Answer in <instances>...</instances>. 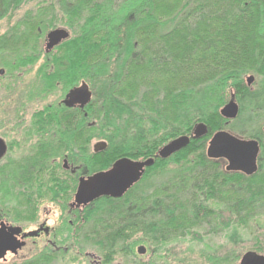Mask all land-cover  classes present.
<instances>
[{"label":"trees","instance_id":"16d2710c","mask_svg":"<svg viewBox=\"0 0 264 264\" xmlns=\"http://www.w3.org/2000/svg\"><path fill=\"white\" fill-rule=\"evenodd\" d=\"M33 2L0 0V21L15 19L0 35V67L26 69L42 57L38 97L82 80L92 99L86 116L56 104L33 115L26 133L38 131L40 139L33 154L23 157L19 205L33 206L35 195L59 199L74 189L73 178L50 162L49 150L55 158H71L84 133L87 154L71 163L81 166L82 175H94L122 157L148 159L204 123L206 136L190 140L169 160L157 159L124 198L95 202L77 219L80 226H65L67 236L80 247L86 240L94 243L107 264L138 235L159 246L191 233L198 223L211 225L216 214L207 202L224 204L239 226L264 216V0H43L35 4V16L23 9ZM22 11L25 16L17 18ZM58 25L69 38L45 53L42 35ZM249 76L256 78L250 87ZM231 100L239 111L227 122L219 110ZM228 126L259 144L251 176L227 172L224 161L205 155L210 137ZM95 139L107 144L105 151L91 150ZM174 159L178 167L164 169ZM56 256L41 248L19 264H49Z\"/></svg>","mask_w":264,"mask_h":264},{"label":"rangeland","instance_id":"374dc122","mask_svg":"<svg viewBox=\"0 0 264 264\" xmlns=\"http://www.w3.org/2000/svg\"><path fill=\"white\" fill-rule=\"evenodd\" d=\"M42 1L43 0H35V3L29 4L23 9L33 11L32 15L35 16V14H33H37L35 4L41 3ZM42 6L45 5L42 4ZM22 16H25L23 11L18 14L17 18ZM14 20L15 19L11 21H0V35L13 24ZM58 28L65 29L63 26L58 25L47 30L42 35L40 42L42 51H44L45 35L49 31ZM43 62V58L41 57L33 66L27 67L24 70L21 69L19 72H14V74L6 67H0V70L3 69L5 72L4 78H0V137L6 136L11 144H13V141H16L18 135H16V133L12 134L11 131L7 130H11L13 126L17 125V133L26 132L33 112L49 104L57 103L64 97L65 90H59L60 88L51 91L52 94L48 96L42 98L36 97V73L38 67L42 65ZM12 75H17L18 79L11 80L10 76ZM254 79L256 80V78ZM77 85H79V83ZM5 86L7 88H5ZM4 88L7 89V91ZM31 94H33V97H29ZM6 95L9 100L7 102L8 106L6 101H4V99H7ZM28 98H30V100H28ZM222 130L238 137L230 126L219 131ZM191 133L192 130L185 136H189ZM84 139H86L85 136ZM99 141L101 140H92L90 147ZM82 143H84V140ZM14 149L15 148H12L11 153H9L8 158L4 162H0V210H4V214H6L9 220L15 218L17 221V223H15L16 226L23 227L26 231L34 230L39 223L46 221V227L52 230L50 239L56 237L58 245L67 248V252L56 256L49 264H98L99 262L105 264L103 258L104 253H102L94 243L88 240L83 242L84 240H82L83 245L80 247L67 236L68 228L65 226L68 225L72 227V225L68 223L72 217L66 215L64 209L56 207V203H50L49 199L45 198L41 200L40 206L35 208V213H33V209L29 208L28 205H19L17 202L20 198L18 197V193L20 192L21 194L23 192L20 191L21 188L9 190L13 185L10 183H14L16 177L5 164L8 160L16 162L15 158L19 152L18 149H16V151ZM56 156L50 154V157ZM175 160L177 161L178 159L172 160L164 169L167 171L176 169L178 165ZM59 164L61 166V161H59ZM159 168L160 167H155L154 169L157 170ZM154 169H152V171ZM12 175L15 178H13ZM23 191H25V188ZM230 198L234 199V196ZM204 206L213 210L216 214L211 225L198 223L191 228V233H185L183 236L159 246L152 245L148 240L138 235L133 237L126 246L124 245L123 247L117 248L109 258V263L107 264H209L208 258H222L225 256L229 258L228 264H239L242 256L248 252L264 256V252H262L264 250L263 215H254V217H251V219L247 221V225L239 226L234 220V217L224 208V204L221 202H207L204 203ZM245 218L246 216L243 217V220ZM44 243V239L37 241L35 244L31 240H27L26 246L20 250L17 255L13 256L8 254L6 260L1 261L0 264H19L26 261L34 257V255L44 247ZM256 244H259L261 249L256 247ZM140 248L144 250L142 254L138 253Z\"/></svg>","mask_w":264,"mask_h":264},{"label":"water","instance_id":"95a60500","mask_svg":"<svg viewBox=\"0 0 264 264\" xmlns=\"http://www.w3.org/2000/svg\"><path fill=\"white\" fill-rule=\"evenodd\" d=\"M68 38L69 32L66 29L58 28L49 31L45 35L44 52H51ZM253 81V76L247 77L246 85L250 87ZM90 101L91 92L87 85L82 84L68 92L63 105L68 108L79 105L83 108ZM238 111V104L231 100L220 108L219 115L222 119L230 122L237 117ZM207 133V126L204 123H198L194 125L191 135H183L171 140L157 151L156 157L160 160H166L186 148L190 140H198L206 136ZM106 147L105 142L99 141L93 145V152L96 154L103 152ZM5 151V145L0 139V159L5 155ZM258 153L259 144L256 140L238 138L223 130L210 137L205 150L208 159L225 162V171L242 173L245 176H251L257 171ZM153 163V159L142 162L122 159L116 161L107 171L94 174L86 179H80L73 205L83 207L101 197H122L134 183L139 181L144 169L151 167ZM21 231L20 227L0 225V262L6 260L7 254L16 255L24 246V242L16 238ZM35 234L37 232L23 234L22 238L31 237ZM143 252L142 248L138 250L139 254ZM239 264H264V256L248 252L242 256Z\"/></svg>","mask_w":264,"mask_h":264},{"label":"flooded vegetation","instance_id":"af4514ba","mask_svg":"<svg viewBox=\"0 0 264 264\" xmlns=\"http://www.w3.org/2000/svg\"><path fill=\"white\" fill-rule=\"evenodd\" d=\"M54 50V49H53ZM52 50V51H53ZM36 63V62H35ZM44 63V62H43ZM42 63V64H43ZM19 70H21V69H16V70H13L12 72L14 73V72H19ZM24 70V69H23ZM0 71H2V72H0V78L1 79H3L4 78V76H5V72H4V70L2 69V70H0ZM17 78V75H12V76H10V79L11 80H13V79H16ZM18 79V78H17ZM37 81H39V78L37 77ZM36 81V82H37ZM82 84H85V85H87L88 86V84L85 82V81H80L79 82V85H76V86H73V87H71V88H68V89H66L65 91H64V89H63V87L62 86H60V85H57V86H55L51 91H55V90H57V88H60L59 90H63L64 91V97L59 101V102H55V103H52V104H56V105H58V106H61V107H63V108H65V109H70V110H75V111H80V112H82L83 113V115L84 116H86V113H85V109H86V107L89 105V103L86 105V106H84L83 108H81L79 105H76V106H73V107H70V108H68V107H66V106H64L63 105V101H64V99H65V97H66V95L68 94V92L70 91V90H72V89H74V88H77V87H80ZM0 88H1V84H0ZM5 88H7L6 86H5ZM4 88V89H5ZM35 88H37V85H35ZM88 88H89V90H90V87L88 86ZM6 91H7V89H5ZM36 90V89H35ZM49 92V93H47V94H45L43 97H45V96H48V95H50V94H52V92ZM60 92V91H59ZM91 92V91H90ZM36 97H38V96H36ZM6 98L7 99H4V101H6V104H7V106H8V97H7V95H6ZM42 98V97H41ZM32 99V98H31ZM91 99H92V96H91ZM28 100H30V98H28ZM52 104H49V105H52ZM48 105V106H49ZM41 110V109H40ZM40 110H38V111H40ZM38 111H35V112H33L32 114H31V119H32V117H33V115L36 113V112H38ZM31 119H30V121H31ZM30 125V124H29ZM5 126H7V125H5ZM16 126V127H15ZM15 126H13V129H11V130H7V131H11V133L12 134H15L16 133V135H18L17 136V138H16V141H13V144H11V143H9V141L7 140V138H6V136H2V137H0V139L3 141V143H4V145H5V148H6V151H5V155L0 159V162L1 161H5L7 158H8V156H9V153H11V151H12V148H15L14 150L16 151V149H18V155L16 156V162H11V161H6V166H7V168L8 169H11V173H14L15 174V177H16V179L14 180V183H10V184H13L12 185V187H10L9 188V190H12V189H14V190H16V189H18V188H21L20 189V191H22V192H24L23 191V189H24V186H23V184H24V182H23V176H22V172H23V169H24V155L25 154H33V146H38L37 144H39V139H40V132H35V130L33 131V133H31V134H29L28 135V132L26 133V132H24L23 131V133L21 132H19V133H17L18 131H17V125H15ZM89 126H90V124H89ZM86 127H88V123H86ZM15 129V130H14ZM50 132H46L45 133V135H44V137H48L50 134H49ZM8 135V134H7ZM28 135V136H27ZM87 136V134L86 133H84V136ZM83 145H81V148L79 149V148H77L76 149V151H75V155L74 156H72L71 158L70 157H67L66 155L65 156H63V157H60V158H55V157H51L50 158V162L55 166L56 164H59V161H61V168L63 169V171L64 172H66V173H68L73 179L71 180V183L73 184V186H74V189L73 190H71V191H69V190H66V194H61L60 195V197H59V199H55V200H49L50 201V203H56V207H60L61 209H64L65 211L64 212H66L65 214L66 215H69V216H71L72 217V219L68 222L70 225H72V229L74 230L76 227H78V226H80L81 224H79L78 222H77V219L78 218H80V216H81V218H82V214H83V212L85 211V210H87L90 206H92L95 202H97L98 200H100V199H118V200H120V199H122V198H124L125 197V195L141 180V179H143V178H146V177H148L149 176V173H148V169H150V168H152L153 166H154V164H155V161L157 160V159H159V158H157L156 157V154H157V152H156V154L155 155H152L151 157H149L148 159H153L154 160V163H153V165L151 166V167H148V168H145L144 169V173L142 174V176L140 177V179H139V181L138 182H136V183H134L126 192H125V194L122 196V197H120V198H110V197H101V198H99V199H97V200H95V201H93V202H91L90 204H88V205H86V206H83V207H76V206H74L73 205V202H74V195H75V192H76V190H77V186H78V183H79V180L80 179H82V178H84V179H86V178H88V177H90V176H92V175H82L81 174V172H80V167L81 166H74V165H72V163L71 162H73V161H81V156L82 155H80V154H84V153H86L87 154V150H88V143H87V140L86 139H84V143H82ZM91 150L93 151V146L91 147ZM54 151L55 150H49V153L50 154H52V153H54ZM105 151V150H104ZM85 154V155H86ZM175 155V154H174ZM174 155H172L170 158H168V159H166V160H169V159H171V158H173L174 157ZM73 158V159H72ZM122 159H128V160H130V161H132V162H142V161H145V160H147V159H145V160H135V159H131V158H128V157H122V158H119V159H117L116 161H118V160H122ZM116 161H114L106 170H104V171H107L108 169H110L111 168V166L116 162ZM165 161V160H164ZM60 165V164H59ZM103 172V171H102ZM12 177H13V175H12ZM15 177H13V178H15ZM32 201H33V206H29L28 205V207L29 208H32V209H34L35 210V208H38L39 206H40V202H41V199H40V197H39V195H35V196H33V199H32ZM33 213H35V212H33ZM37 213V212H36ZM81 220V219H80ZM82 221V220H81ZM15 223H17V222H14V220H9L8 219V217H6V214H2V213H0V225L1 224H3V225H5V226H11V227H19V226H16V224ZM73 223V224H72ZM80 223H82V222H80ZM21 229H22V231H21V233H20V235H18L16 238L18 239V240H20V241H22V242H24V246L20 249V250H22L25 246H26V241L27 240H31L32 242H34V244L37 242V241H39V240H42V239H44L45 240V243H44V247L43 248H49V249H51L56 255H60L61 253H65V252H67V248H64V247H62V246H59L58 245V243H57V239H56V237H53V238H51L50 239V235L52 234V230H50L49 228H47L46 227V221H42L41 223H39L38 225H37V227L34 229V230H32V231H26V230H24V228L23 227H20ZM32 232H37V234H35L34 236H31V237H26V238H22V235L23 234H27V233H32ZM55 236V235H54ZM19 250V251H20ZM18 251V252H19ZM18 252H17V254H18ZM16 254V255H17ZM8 255V254H7ZM13 256H15V255H13ZM93 264H96V263H93ZM98 264H103V263H98Z\"/></svg>","mask_w":264,"mask_h":264}]
</instances>
